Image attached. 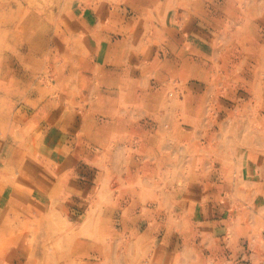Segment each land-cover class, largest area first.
<instances>
[{
  "label": "rangeland",
  "instance_id": "rangeland-1",
  "mask_svg": "<svg viewBox=\"0 0 264 264\" xmlns=\"http://www.w3.org/2000/svg\"><path fill=\"white\" fill-rule=\"evenodd\" d=\"M239 144L264 156V0H0V264H151L130 202Z\"/></svg>",
  "mask_w": 264,
  "mask_h": 264
},
{
  "label": "crops",
  "instance_id": "crops-1",
  "mask_svg": "<svg viewBox=\"0 0 264 264\" xmlns=\"http://www.w3.org/2000/svg\"><path fill=\"white\" fill-rule=\"evenodd\" d=\"M12 141L2 144L11 148ZM207 147L211 148L210 142ZM237 147L240 152L227 157L229 166L224 165V156H209L207 171L192 174L179 190L130 202L137 210L149 211L137 220L142 225L132 227L134 236L141 235L142 242L152 247L151 264H264V156L258 149L247 152L241 151L245 145ZM12 155L1 150L0 163H8ZM30 168L38 173L33 164ZM82 179L88 183L86 175ZM82 182L79 191L86 193ZM15 189L6 190V200L13 198ZM152 210L159 211L158 217ZM166 211L175 213L174 223L162 215Z\"/></svg>",
  "mask_w": 264,
  "mask_h": 264
}]
</instances>
